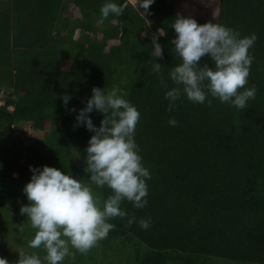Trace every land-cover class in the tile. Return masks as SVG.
Instances as JSON below:
<instances>
[{"label":"trees","instance_id":"obj_1","mask_svg":"<svg viewBox=\"0 0 264 264\" xmlns=\"http://www.w3.org/2000/svg\"><path fill=\"white\" fill-rule=\"evenodd\" d=\"M105 2L0 1V90H7L0 104V214L3 183L15 174L30 180V165L56 167L90 181L74 152L84 150L94 133L74 127L76 116L94 86L106 92L122 86L140 113L135 141L151 179L144 208L122 203L137 223L127 227V217L110 220L115 227L106 239L131 236L159 252L173 249L264 264V0H219L217 22L191 16L199 24H221L241 36L256 34L246 85L255 86V99L238 109L211 95V106L182 96L172 112L165 92L174 86L169 68L180 63L170 43L176 36L171 24L180 13L175 2L157 0L165 17L152 24L130 0H113L127 9L101 23ZM158 30L166 33L158 36L163 59L151 56V35ZM76 31L79 37H74ZM153 59L164 65L168 88L152 72ZM203 63L213 62L205 56ZM64 94L70 96L67 107ZM65 113L72 120L62 128ZM89 115L99 127L103 114L94 110ZM170 117L176 126L168 123ZM27 122L46 136L26 143L17 128ZM101 194L104 199L110 190L101 188ZM149 216L151 227L144 230L138 221Z\"/></svg>","mask_w":264,"mask_h":264},{"label":"clouds","instance_id":"obj_2","mask_svg":"<svg viewBox=\"0 0 264 264\" xmlns=\"http://www.w3.org/2000/svg\"><path fill=\"white\" fill-rule=\"evenodd\" d=\"M153 2L139 0L138 8L143 9L141 15L145 18L150 15ZM125 9V3L106 0L100 9V22L103 23L109 15L121 16ZM171 27L176 33L170 41L174 45L172 51L180 59V63L168 71L173 87L168 88L162 71L164 65L154 59L152 63V72L159 77L161 87L168 88L165 98L169 100V112L182 96L195 104L207 100L211 106L212 100L208 99L211 95L238 109H245L248 101L255 99V86L246 87L254 60L249 50L257 40L255 33L241 36L230 27L212 22L199 24L191 16L180 13ZM164 35L166 33L161 30L151 35L152 57L163 59V46L158 42V36ZM205 56L210 57L212 66L208 63L201 65ZM91 91L92 95L79 109L74 125L85 126L94 133L88 141L85 156V172L90 174V183L86 184L56 167L29 166L32 175L22 189L29 203L21 206L20 213L27 217L35 230L29 247L43 248L46 255L42 261L35 252L20 251L15 264H44V261L63 264L66 258H75L70 249L86 255L115 227L110 220L127 217V227L137 223V218L122 207L124 201L137 209L148 203L146 181L151 179V174L143 164L140 146L135 141L139 111L119 95L120 89L116 85L107 92L95 86ZM62 99L67 107L70 96L64 94ZM94 110L103 114L99 127L93 124L89 115ZM168 123L176 126L177 120L170 117ZM92 185L106 188L110 194L101 199L94 194ZM138 223L142 229L148 230L151 217L140 218ZM0 264L10 262L0 257Z\"/></svg>","mask_w":264,"mask_h":264},{"label":"rangeland","instance_id":"obj_3","mask_svg":"<svg viewBox=\"0 0 264 264\" xmlns=\"http://www.w3.org/2000/svg\"><path fill=\"white\" fill-rule=\"evenodd\" d=\"M130 1L135 5L139 2V0ZM170 1L175 2L176 9L183 15L200 17L214 22L219 19V0ZM164 17V13L160 12L159 3L154 0L152 5H150L149 24ZM147 32L151 33V26H148ZM79 36L80 31H76L74 37ZM70 42L71 38H68L66 44H70ZM82 55V52L78 53V56ZM123 82L124 79L122 78ZM120 87L119 95L126 99L129 90L125 87ZM5 91L7 92L5 88L0 90V104L5 102ZM17 131L26 143L41 136H46L44 132L34 130L28 122L21 124ZM86 147L85 145L82 151H75L74 157L78 161L80 169L90 175L85 172L87 167L85 163ZM28 181L21 179L18 174H15L13 179H8L3 183L4 197L1 201L0 214V257L6 258L10 264H15V261L19 259L20 251L35 252L42 261L46 255L43 248L33 249L29 247V241L33 238L35 230L31 228L27 217L20 213L21 206L29 203L22 191ZM84 183L88 184L90 181ZM92 188L94 194L103 199L101 188H97L95 185H92ZM70 251L75 253V258L68 257L63 264H256L216 256L192 255L173 249L159 252L150 249L137 238L120 235L99 241L98 246L92 248L86 255L76 252L75 249H70ZM44 264H47V262L44 261Z\"/></svg>","mask_w":264,"mask_h":264},{"label":"water","instance_id":"obj_4","mask_svg":"<svg viewBox=\"0 0 264 264\" xmlns=\"http://www.w3.org/2000/svg\"><path fill=\"white\" fill-rule=\"evenodd\" d=\"M72 120V115L70 113H65L62 115L60 120V126L64 128Z\"/></svg>","mask_w":264,"mask_h":264}]
</instances>
